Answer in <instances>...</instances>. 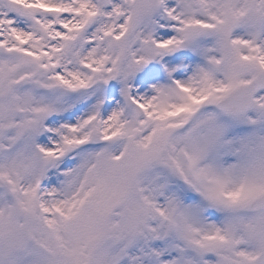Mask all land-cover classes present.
Listing matches in <instances>:
<instances>
[{"label": "snow or ice", "instance_id": "6c2138e0", "mask_svg": "<svg viewBox=\"0 0 264 264\" xmlns=\"http://www.w3.org/2000/svg\"><path fill=\"white\" fill-rule=\"evenodd\" d=\"M0 264H264V0H0Z\"/></svg>", "mask_w": 264, "mask_h": 264}]
</instances>
